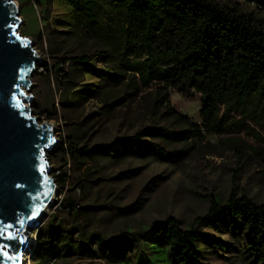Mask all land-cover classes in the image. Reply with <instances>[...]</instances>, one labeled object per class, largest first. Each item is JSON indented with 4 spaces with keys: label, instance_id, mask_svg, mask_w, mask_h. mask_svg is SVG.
Instances as JSON below:
<instances>
[{
    "label": "trees",
    "instance_id": "16d2710c",
    "mask_svg": "<svg viewBox=\"0 0 264 264\" xmlns=\"http://www.w3.org/2000/svg\"><path fill=\"white\" fill-rule=\"evenodd\" d=\"M32 1L45 7L46 19L51 14L50 6L55 5L64 16L58 20L64 26L100 36L109 47L108 55H103L102 50L63 55L56 65L46 67L48 74H55L60 92L68 93L66 84H75L72 79L80 72L95 73L101 80L114 78L117 83L122 82L126 75L94 67L95 56H114L120 71L130 74L137 90L153 82L163 84L166 106L170 105V88L186 95L194 92L200 97L201 123L178 114L184 125L180 130L160 125L144 127L124 140L101 144L107 148L103 151H99V145L81 147L79 136L70 134L65 141L66 148L63 146L61 150L81 164L102 157L117 162L125 159L170 161L173 155L180 159L186 155L184 150L170 151L161 143L204 140L206 134L225 135L232 126V112L264 125L263 21L260 23L242 6L213 0ZM245 1L264 6V0ZM66 65L74 69L67 71ZM43 113H49V119L58 116L56 109L53 113L49 110ZM242 124L238 123L240 132L244 130ZM252 135L257 137L256 133ZM55 179L62 192L67 175L58 173ZM80 180L89 181L79 178L74 185L80 187ZM209 204L208 211L197 217L196 224L230 235L238 244L236 250L245 258L264 264V203L232 193L225 201L211 194ZM61 208L69 213L75 210L71 212L74 217L79 214L72 195L61 199ZM82 209L92 210L89 205ZM139 209L130 205L122 214ZM218 249L227 251L228 243L196 227L184 229L174 217L155 221L140 230H123L112 238L89 232L80 225L67 228L62 221L49 219L36 234L35 253L37 260L44 257L45 263L76 254L97 256L100 250L112 264H205L201 250H210L206 253L211 255Z\"/></svg>",
    "mask_w": 264,
    "mask_h": 264
},
{
    "label": "rangeland",
    "instance_id": "374dc122",
    "mask_svg": "<svg viewBox=\"0 0 264 264\" xmlns=\"http://www.w3.org/2000/svg\"><path fill=\"white\" fill-rule=\"evenodd\" d=\"M15 1L20 5L19 17L23 21L20 33L33 40L37 55L42 59L30 77L34 84L24 89L26 95L34 97L31 100L33 116L39 123L49 122L56 128L59 144L48 153L52 175L66 174L68 179L63 191L59 189L41 224L29 232L30 244L24 251L22 264L45 263L44 257L37 260L36 234L49 219L62 221L67 228L80 225L89 232L96 231L112 238L123 230H140L169 217L178 219L184 229L196 227L228 243L225 252L218 249L209 255L206 252L210 250H201L205 264H261L250 262L251 258H245L243 253L238 252V244L230 235L196 224L197 217L208 211L211 194L225 201L235 193L264 203V125L261 126V121L255 123L244 115L232 112V126L225 135L206 134L204 140L177 141L168 145L161 143L170 151L184 150L186 155L180 159L173 155L170 161L125 159L117 162L101 156L99 160H87L83 165L61 150L63 146L66 148L65 141L70 134L79 136L81 147L99 145V151H103L107 148L101 144L124 140L144 127L160 125L180 130L184 125L178 114L201 123L200 97L194 92L186 95L170 88V105L166 106L163 103V84L153 82L149 87L140 86L137 90L131 83L130 74L120 71L114 56H95L94 67L126 75L122 82L117 83L114 78L101 80L95 73L80 72L72 79L75 84H66L68 93L60 92L55 74H48L46 67L56 65L63 55L94 53L96 50L108 55L109 47L100 36L98 38L82 29L64 26L58 21L64 16L55 5L50 6L51 14L46 19L45 7L32 0ZM213 1L242 6L246 12H252L260 23L263 21L264 27V6L245 0ZM54 55L57 57L54 58ZM65 69L68 71L74 67L66 65ZM25 103L27 105V101ZM54 109L58 114L56 118L49 119V113H43L44 110L53 113ZM240 122L244 126L241 132ZM252 133H256L257 137ZM72 147L74 150L75 146ZM79 178L93 182L80 180L81 186L78 187L74 183ZM70 195L79 207L76 217L71 213L75 210L69 213L61 208V199ZM85 205L91 206L94 211L82 209ZM130 205L133 209H140L122 214ZM201 245L206 247L204 243ZM97 253V256L76 254L57 259L54 264H112L100 250Z\"/></svg>",
    "mask_w": 264,
    "mask_h": 264
},
{
    "label": "water",
    "instance_id": "95a60500",
    "mask_svg": "<svg viewBox=\"0 0 264 264\" xmlns=\"http://www.w3.org/2000/svg\"><path fill=\"white\" fill-rule=\"evenodd\" d=\"M19 13L17 1L0 0V227L12 224L9 231L25 243L0 239L15 257L0 254V264H22L28 231L41 224L59 191L48 155L59 144L56 128L33 116L34 97L24 89L34 84L30 77L42 59L33 40L20 33Z\"/></svg>",
    "mask_w": 264,
    "mask_h": 264
},
{
    "label": "snow or ice",
    "instance_id": "6c2138e0",
    "mask_svg": "<svg viewBox=\"0 0 264 264\" xmlns=\"http://www.w3.org/2000/svg\"><path fill=\"white\" fill-rule=\"evenodd\" d=\"M9 28L14 27V25L9 24ZM27 47V46H26ZM23 94V93H22ZM13 98L16 99L15 95L13 94ZM21 225L23 226V221H20ZM13 227L12 224L4 225L3 227H0V239H4L6 241H17L18 243H25L24 240H19L17 235H15L13 232L9 231ZM9 247L8 244H0V254L8 258L9 260L15 259V257L10 256L6 249Z\"/></svg>",
    "mask_w": 264,
    "mask_h": 264
},
{
    "label": "bare ground",
    "instance_id": "6f19581e",
    "mask_svg": "<svg viewBox=\"0 0 264 264\" xmlns=\"http://www.w3.org/2000/svg\"><path fill=\"white\" fill-rule=\"evenodd\" d=\"M54 198H55V195H54V197H53L52 200H51V202L53 201V203H54V200H55ZM53 199H54V200H53ZM51 202H50V204H49V205H50V206H49V209H50V207L53 205V203H51ZM29 232H30V231H28V234H29ZM28 238H29V237H28ZM25 261H27V259H26Z\"/></svg>",
    "mask_w": 264,
    "mask_h": 264
},
{
    "label": "built area",
    "instance_id": "2783aa9c",
    "mask_svg": "<svg viewBox=\"0 0 264 264\" xmlns=\"http://www.w3.org/2000/svg\"><path fill=\"white\" fill-rule=\"evenodd\" d=\"M58 196V195H57ZM50 262H52V264H54V262H55V259H53L52 261H50Z\"/></svg>",
    "mask_w": 264,
    "mask_h": 264
},
{
    "label": "flooded vegetation",
    "instance_id": "af4514ba",
    "mask_svg": "<svg viewBox=\"0 0 264 264\" xmlns=\"http://www.w3.org/2000/svg\"><path fill=\"white\" fill-rule=\"evenodd\" d=\"M54 199H55V198H54ZM54 199H53V200H54ZM51 203H53V201H52Z\"/></svg>",
    "mask_w": 264,
    "mask_h": 264
}]
</instances>
